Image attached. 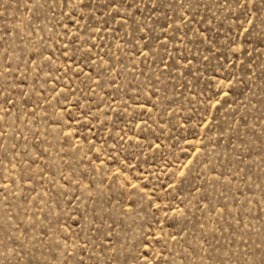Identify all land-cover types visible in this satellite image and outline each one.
<instances>
[{
	"label": "rangeland",
	"instance_id": "rangeland-1",
	"mask_svg": "<svg viewBox=\"0 0 264 264\" xmlns=\"http://www.w3.org/2000/svg\"><path fill=\"white\" fill-rule=\"evenodd\" d=\"M0 264H264V0H0Z\"/></svg>",
	"mask_w": 264,
	"mask_h": 264
}]
</instances>
